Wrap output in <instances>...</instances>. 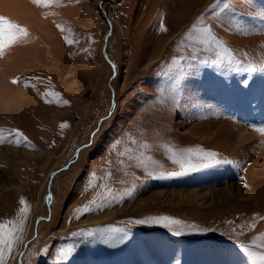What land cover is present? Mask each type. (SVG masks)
Segmentation results:
<instances>
[{"label": "rangeland", "instance_id": "1", "mask_svg": "<svg viewBox=\"0 0 264 264\" xmlns=\"http://www.w3.org/2000/svg\"><path fill=\"white\" fill-rule=\"evenodd\" d=\"M174 1L61 0L60 5L45 8L31 0H0V15L30 33L27 43L0 57V130L12 140L14 134L8 130L19 129L34 146L0 144V196L15 193L18 200L31 198L22 239L7 264H249L241 244L259 251L252 242H264V221L258 220L255 229L247 225L256 214L264 216V200L257 203L261 208L254 205L248 182L262 177L264 185V136L252 127L264 126V69L248 73L227 64L215 66L212 53H199L209 64L190 62L194 67H186L183 79H178L170 68L173 60L191 53L186 30L198 17L213 24L217 0ZM221 2L232 5L233 11L223 23H215L218 38L245 63L264 59V16L258 15L264 11V0ZM180 5L187 6L186 17L176 24L170 15ZM162 22L167 32L160 31ZM57 25L71 28L78 42L66 44L63 37L69 33ZM152 51L155 60L150 61ZM13 79L20 83L13 84ZM25 81L35 88L24 87ZM177 83L183 88L179 107L172 100ZM45 92L60 96L42 98ZM63 100L69 104L62 105ZM23 114L32 116L28 123L21 122ZM209 119L228 120L256 137L247 133L219 144L223 137L215 134V141L208 144L205 135L190 128ZM64 122L69 127L61 129ZM132 139L136 143H130ZM244 140L248 145L242 146ZM143 143L151 146L146 155L162 165L150 166L152 176L142 167L130 166L126 155L120 163L118 153L134 148L138 154ZM163 146L203 147L247 170L232 165L157 179L161 172L180 171L169 152L167 157L161 153ZM164 157L167 160L160 162ZM35 169L37 178L35 172L31 180ZM108 172L112 179H101ZM93 173L96 186L89 184ZM27 184L31 193L25 192ZM100 184L117 192L132 185L136 189L133 197L112 201L77 219L76 208L103 198ZM198 186L212 191L196 205L185 202L184 189ZM258 195L262 198L264 189ZM211 203L216 213L226 216H206ZM14 204L16 209L3 220L17 218L19 201ZM189 206L195 207L191 211ZM238 210L246 214L240 216ZM160 216L182 221L181 234L176 235L175 226L151 222L150 218ZM69 247L72 254L61 258L60 250Z\"/></svg>", "mask_w": 264, "mask_h": 264}, {"label": "snow or ice", "instance_id": "2", "mask_svg": "<svg viewBox=\"0 0 264 264\" xmlns=\"http://www.w3.org/2000/svg\"><path fill=\"white\" fill-rule=\"evenodd\" d=\"M31 2L38 7H51L53 5H60L61 0H31ZM217 10L213 11V17L215 18L213 24H206L204 17H198L197 21L194 22L188 30H186L185 38L188 41L187 47L191 48V53L189 56L180 57L179 60H173L172 64L174 67L170 68L171 72L178 74V79H183L185 74L186 67H194V64L190 62L199 61L203 65H208L209 61L207 59H200L199 53H212L214 58L211 61L212 65L222 66L227 64L229 67L235 66L240 68L245 72L253 73L258 70L264 69V59L259 62L249 60L247 63L240 58V54L236 52L233 48L229 47L225 42L221 41L217 34L214 31L215 23H223L224 20L228 19L227 14L233 11L232 5L229 3H222L221 0H217L216 5L214 6ZM258 15L264 16V11L258 13ZM57 28L62 32L69 33L63 37L64 41L68 45L77 43L76 39L72 38V29L64 28L61 25H57ZM167 27L163 24H160V31L167 32ZM30 33L27 28L21 26L19 23H15L5 16L0 15V57H3L5 53L13 48L14 46L22 45L27 43V38ZM91 39V38H90ZM86 51V50H85ZM243 56H247V53H244ZM13 84H19V79H13ZM24 87L35 88L34 84H30L28 81L24 82ZM183 94V88L177 83L176 85V94L173 96V105L175 107L180 106L181 96ZM49 95L59 97L60 94L57 92H45L42 94V98H45ZM46 102H49L46 100ZM68 100H63L62 105H68ZM114 106V105H113ZM69 125L64 122L60 125L61 129L67 128ZM253 130L262 136H264V126H252ZM4 130H0V144L8 141L9 143H14L16 146H20L22 143L30 147L31 142L24 136V134L19 129L8 130L9 135L14 134V139L9 140L8 137L2 134ZM118 143V142H117ZM130 143H136L135 139H132ZM150 145L143 143L140 145V151L138 154L133 153L132 149H128L127 160L130 163V166L142 167L143 170L149 175L152 176L153 171H149L150 166L159 165V162L154 160L151 156L146 155V151L150 149ZM167 151L170 153L169 159L173 164L179 165L180 171L165 174L161 172L159 175H156L157 179H166L169 175H178L186 176L191 172L200 171L202 169L222 167V166H236L241 167L242 171L247 169L242 167L237 161H233L228 158H223L220 154L213 150H205L203 147L187 148L176 150L172 147H168ZM122 159L120 160L121 165L124 164V159L126 153H118ZM112 179V173L108 172L106 177L101 179ZM241 181L245 179L244 176L240 177ZM97 181L96 174H92V179L90 180V186H96L93 182ZM104 195L103 198L98 202L96 199L89 201L81 207L76 208L75 214L76 218L79 219L81 216L86 213L102 210L112 201L117 203L122 202L127 198L133 197L135 193L136 186L132 185L123 192H117L112 187L107 184H100ZM245 187L247 185L245 184ZM19 204V213L16 219L3 220L0 221V264H7L8 258L13 253L15 247L22 239L23 232L25 230L26 220L29 213V205L27 201L23 198L20 199ZM152 223H161L163 222L165 227L175 226L176 235H180L183 227L185 225L182 221L174 219L168 216H160L150 218ZM264 221V216L257 214L253 217V222L249 223L247 227L249 229H255L257 221ZM148 221L137 220L135 223H145ZM234 223V222H229ZM192 227H196L193 225ZM241 229L244 228L243 225L239 226ZM201 231H206L207 229H200ZM236 229H233L235 232ZM253 246L259 251L253 250V247H247L244 244H241V251L247 257L249 264H264V242L257 244L255 241L252 242ZM73 252L72 248H65L60 250V257L67 258Z\"/></svg>", "mask_w": 264, "mask_h": 264}, {"label": "bare ground", "instance_id": "3", "mask_svg": "<svg viewBox=\"0 0 264 264\" xmlns=\"http://www.w3.org/2000/svg\"><path fill=\"white\" fill-rule=\"evenodd\" d=\"M174 1V0H173ZM182 1V0H181ZM180 1V2H181ZM194 0H185V2H193ZM184 2V3H185ZM246 2V1H245ZM173 3H175V1L173 2ZM179 4H181V3H179ZM176 5H178V4H176ZM182 5H185V4H182ZM172 7H174V8H176L175 6H172ZM179 11L177 12V11H173V13L170 15L171 17H170V21L172 22H176V24L177 23H179V22H181L182 20H183V18L184 17H186V9H187V6L186 7H181V5L179 6ZM170 13H171V11H169ZM198 12V11H197ZM169 13V14H170ZM28 14V13H27ZM196 18V17H195ZM40 25V24H39ZM42 34V33H41ZM48 35V34H47ZM162 35V34H161ZM160 35V36H161ZM171 35H172V37L175 35H173L172 33H171ZM164 36H166V35H163V36H161V37H164ZM167 36H168V34H167ZM48 37V36H47ZM261 37V36H260ZM45 39V38H44ZM262 39H263V37H262ZM254 42V41H253ZM158 44L157 45H160L159 44V42H157ZM260 43V42H259ZM155 50V49H154ZM153 50V51H154ZM151 52V54H152V56L150 57V61H152L153 59L155 60V57H153V53H155V52ZM10 58L12 57V54L11 55H8ZM7 56V57H8ZM14 56V55H13ZM145 58V57H144ZM13 59V58H12ZM7 60V59H6ZM6 60L4 59V60H2L1 62H3V63H5L6 62ZM12 61V60H11ZM9 62V61H8ZM150 63H152V62H150ZM6 72H8V71H6ZM3 83L0 81V86L2 85ZM19 91V90H18ZM21 92V91H20ZM23 93V92H22ZM24 94V93H23ZM26 97V96H25ZM21 102L22 103H27V101H24V100H21ZM192 102H193V99H192ZM26 108H28V107H26ZM31 117L32 116H30V115H20V119H21V122L23 123V120H25V122H29L30 120H31ZM203 122H205V123H208L209 124V126L208 127H202V125L200 126V124L202 123L203 124ZM19 126H22L23 127V125H20V124H18ZM228 127H229V129H228ZM237 130H235V129ZM240 128H242L240 125H238V124H233V123H230L228 120H225V119H219V120H211V119H209V120H205V121H203V120H201V121H198V122H195L194 124H192V127L190 128L192 131H195V132H199L200 133V135H205V140H206V142L208 143V141H215V139H214V137H216V135L215 134H217V135H220L219 136V139L221 138V137H223V139L221 140V142H219V144H222V143H225L226 144V142L228 141V138H230L231 140H232V142H234V140H233V138H235V139H241L242 137H243V135H246L247 133L251 136V135H253L254 136V134L250 131V130H243L244 132H242V131H240L239 129ZM25 129V128H24ZM194 132V133H195ZM194 133H192V134H194ZM243 134V135H242ZM254 137H256V136H254ZM218 139V140H219ZM217 140V141H218ZM254 140V139H253ZM154 142H155V140H154ZM210 143V142H209ZM208 143V144H209ZM248 143H249V141L248 140H244L243 142H242V146H245V145H248ZM211 144V143H210ZM156 145V144H155ZM259 147V146H258ZM258 147H257V150H258ZM250 148V147H249ZM264 148V147H263ZM130 149H134V148H130ZM152 149V148H151ZM158 149V148H157ZM136 150V149H135ZM156 150V149H155ZM155 150H153V151H155ZM134 151V150H133ZM157 151H159V150H157ZM161 153L162 154H165V156L167 157V154H168V151H167V148H165V146H163V148H161ZM127 153V152H126ZM133 153H135V152H133ZM152 153V152H151ZM156 153V152H155ZM128 154H132V153H128ZM169 155V154H168ZM126 156H127V154H126ZM152 157H153V155H152ZM166 157H164V159L163 160H161L160 162H165L167 159H166ZM127 158V157H126ZM155 160V159H154ZM156 160H158V159H156ZM30 170H32V168L30 169ZM36 172V169L33 171V173H32V176H31V180L34 178V173ZM50 174V173H49ZM37 172H36V174H35V178H37ZM48 176V175H47ZM250 177H253V176H250ZM50 179H51V176L50 177H48V184H50ZM262 179V177L261 178H259L258 180H254V177H253V179H252V181L251 182H248V183H250L249 184V188L250 189H252V192L251 193H249V195H250V197L251 198H253L254 196H255V198H256V200H254V205H258L257 203L259 202V201H263L264 200V196L263 195H261L262 196V198H260L259 196L260 195H258V193H260V192H263V189H264V185L263 184H261V182H260V180ZM24 186V185H23ZM16 187V186H15ZM19 187L21 188V186L19 185ZM18 187V189H20ZM24 187H26V193H31L32 192V189H31V187H30V185L29 184H27V186H24ZM203 186H198V187H192V188H190V190H189V188H187V189H184L186 192H183V193H181L183 196V198H184V201L185 202H187V203H189V204H191V205H196L197 204V202H199L198 200L199 199H201L204 195H205V197H206V194H208V193H210L211 191H212V187H208V186H204V187H206V188H202ZM12 188H13V186H12ZM202 189H204V190H202ZM4 189H2V191H3ZM7 190V189H6ZM262 190V191H261ZM6 192V191H5ZM24 192V193H25ZM250 192V191H249ZM252 194H254L253 195V197H252ZM35 196V195H34ZM34 196H32V198L34 199L35 197ZM24 197V196H23ZM62 196H60V198H61ZM18 197H17V195H15V193H4V194H2L1 196H0V221L1 220H3V219H5L6 217H8V216H10V214L16 209L15 208V206H17V205H15L14 203H17L18 204V201H20V200H18L17 199ZM26 198V197H25ZM24 198V199H25ZM254 198V199H255ZM21 199V198H20ZM26 200H28V205H29V207H30V205H31V198L27 195V198H26ZM251 201H252V199H251ZM203 202V201H202ZM262 203V202H261ZM261 205V204H260ZM36 206H39V202H38V204L36 205ZM209 206H211L210 208L209 207H207V209L205 208V214H206V216L207 215H212V217H213V215H219L220 217L221 216H226V214H224V213H216V209L214 210V208H215V205L214 204H210ZM259 206V205H258ZM14 207V208H13ZM18 207H21V205L19 204V206ZM192 207H195V206H189V209L192 211ZM206 207V206H205ZM256 207V206H255ZM254 207V208H255ZM260 207V206H259ZM244 208V207H243ZM250 208V207H249ZM253 208V209H254ZM261 208V207H260ZM237 209H239V208H237ZM248 208H246V210H247ZM252 209V208H251ZM250 209V210H251ZM257 209V208H256ZM259 209V208H258ZM242 210V209H241ZM249 210V211H250ZM238 215H242L243 213H245V212H243L242 214H241V211L240 210H238ZM251 212V211H250ZM234 214H235V212H234ZM246 214V213H245ZM244 214V215H245ZM250 214V213H249ZM236 215H237V212H236ZM243 215V216H244ZM251 215H252V213H251ZM257 215V214H256ZM231 217L232 216H234V215H230ZM229 216V217H230ZM250 216V215H249ZM234 217H236V216H234ZM245 217H247L246 215H245ZM38 218V217H37ZM207 218V217H206ZM205 218V219H206ZM214 218V217H213ZM250 218V217H249ZM38 219H40V218H38ZM37 219V220H38ZM42 219V218H41ZM208 219V218H207ZM206 219V220H207ZM236 219V218H235ZM240 219V218H239ZM245 219H247V218H245ZM205 220V221H206ZM214 220H217L216 218L214 219ZM222 220V219H221ZM237 220H238V218H237ZM209 221H211L212 222V220H209ZM223 221V220H222ZM229 221H230V219H229ZM232 221V220H231ZM215 222V221H214ZM239 222V221H238ZM237 221H236V223H238ZM50 223V222H49ZM38 239V238H37ZM37 241V240H36ZM39 242V241H38ZM27 245H29V244H27ZM26 245V246H27ZM22 246H23V243H22V245H21V247L19 248V250H18V252L17 253H19L20 252V249L22 248ZM120 248H121V251L123 250L122 249V246H120ZM26 249V248H25ZM23 251V250H22ZM25 252V251H24ZM122 253V252H121ZM23 255V254H22ZM22 255H21V258H22ZM19 259H20V254H19ZM19 263H20V260L18 261ZM21 264V263H20Z\"/></svg>", "mask_w": 264, "mask_h": 264}]
</instances>
